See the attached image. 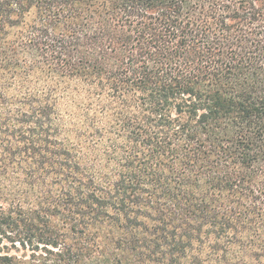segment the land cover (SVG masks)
<instances>
[{
	"label": "trees",
	"instance_id": "obj_1",
	"mask_svg": "<svg viewBox=\"0 0 264 264\" xmlns=\"http://www.w3.org/2000/svg\"><path fill=\"white\" fill-rule=\"evenodd\" d=\"M0 264H264V0H0Z\"/></svg>",
	"mask_w": 264,
	"mask_h": 264
}]
</instances>
